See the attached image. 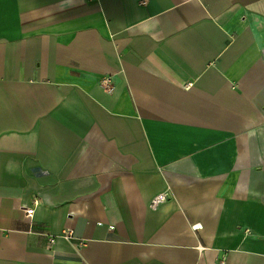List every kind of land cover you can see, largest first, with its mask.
<instances>
[{
	"label": "crops",
	"instance_id": "crops-1",
	"mask_svg": "<svg viewBox=\"0 0 264 264\" xmlns=\"http://www.w3.org/2000/svg\"><path fill=\"white\" fill-rule=\"evenodd\" d=\"M0 264H264V0H0Z\"/></svg>",
	"mask_w": 264,
	"mask_h": 264
},
{
	"label": "built area",
	"instance_id": "built-area-1",
	"mask_svg": "<svg viewBox=\"0 0 264 264\" xmlns=\"http://www.w3.org/2000/svg\"><path fill=\"white\" fill-rule=\"evenodd\" d=\"M112 80H113V77L111 75H108V76H104L102 78L101 82H102V84L105 87H112L111 86ZM167 197H168V192H164V193L158 194L152 200V206L153 207L159 206L162 202H164L167 199ZM35 209H36V204H34L32 206L25 207V211H26V213H27V215L29 217H32L34 215ZM66 236H70V237L73 236V232L72 231L67 232L66 233ZM51 241L52 242H55L56 241V237L55 238H51ZM82 243L83 242H80V244H82Z\"/></svg>",
	"mask_w": 264,
	"mask_h": 264
}]
</instances>
